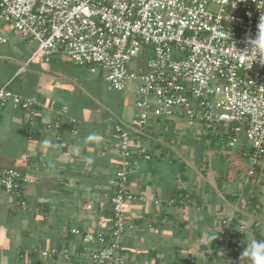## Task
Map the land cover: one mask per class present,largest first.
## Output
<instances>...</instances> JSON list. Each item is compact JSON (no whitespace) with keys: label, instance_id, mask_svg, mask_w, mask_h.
Listing matches in <instances>:
<instances>
[{"label":"crops","instance_id":"1","mask_svg":"<svg viewBox=\"0 0 264 264\" xmlns=\"http://www.w3.org/2000/svg\"><path fill=\"white\" fill-rule=\"evenodd\" d=\"M0 38L7 40L0 44L9 42L0 47V88L7 84L35 101L32 138L25 134L23 110L12 103L0 110L3 166L23 174L18 200L0 189V264H73L60 253L41 256L53 249H66L76 264H92L81 252L80 233L71 230L110 227L108 179L120 161L113 127L134 125L135 85L110 100L97 69L37 52L9 26L0 28ZM182 121L158 117L156 128L148 124L134 134L143 153L132 147L128 189L145 199L124 205L121 254L127 264H256L226 245L230 239L245 249L264 243L263 176H247L241 147L213 142ZM226 218L245 229L229 236L221 225ZM216 235L217 249L208 251Z\"/></svg>","mask_w":264,"mask_h":264},{"label":"built area","instance_id":"2","mask_svg":"<svg viewBox=\"0 0 264 264\" xmlns=\"http://www.w3.org/2000/svg\"><path fill=\"white\" fill-rule=\"evenodd\" d=\"M0 18L37 41V52L101 68L109 89L135 85L134 125L113 127L120 161L108 179L110 227L71 230L80 233L82 253L92 264H127L120 252L127 227L124 205L145 199L128 189L132 147L143 153L134 134L142 133L151 117L182 118L229 148L241 147L247 176L259 172L264 180V55L251 45L258 34L264 46V0H0ZM34 102L7 84L0 88V110L8 103L23 110L28 138L33 137ZM22 179L14 166H0V189L17 200ZM221 225L229 236L245 229L231 218ZM58 253L71 258L66 249L44 250L41 256Z\"/></svg>","mask_w":264,"mask_h":264},{"label":"clouds","instance_id":"3","mask_svg":"<svg viewBox=\"0 0 264 264\" xmlns=\"http://www.w3.org/2000/svg\"><path fill=\"white\" fill-rule=\"evenodd\" d=\"M252 47H255L256 53L264 55V46H262V41L260 36L257 34L256 38L251 41ZM250 256L255 258L256 264H264V243L260 241H253L246 249Z\"/></svg>","mask_w":264,"mask_h":264},{"label":"rangeland","instance_id":"4","mask_svg":"<svg viewBox=\"0 0 264 264\" xmlns=\"http://www.w3.org/2000/svg\"><path fill=\"white\" fill-rule=\"evenodd\" d=\"M7 27L8 26V24L6 23V22H4L1 18H0V28H2V27ZM16 33H17V31H15ZM26 39H28V41H31V43L29 44L28 43V45L30 46V47H38V43H37V41H35V40H33V39H31L30 37H26ZM7 41V40H6ZM9 43V42H8ZM8 43L7 44H0V47H2V45H8ZM6 60H3V62H5ZM78 66H80V65H78ZM83 67H85V68H88V69H90L89 67H92V66H83ZM92 68H95V69H97L98 70V72H99V75H100V78L101 79H103V81H104V83H105V86H106V88H107V84H106V82H105V79H104V77H105V71H103L101 68H96V67H92ZM132 85H133V83L130 85V89H132L131 87H132ZM108 89V88H107ZM108 92L110 93V96L109 95H107L108 97H110V100H113V98L112 97H114V95L116 94V93H119L117 90H109L108 89ZM1 112V111H0ZM152 120L155 122L156 121V117H151V121H150V123H148V124H151V125H153V127L154 128H156L155 127V124L154 123H152ZM184 121V120H183ZM182 121V122H183ZM185 123V122H184ZM147 124V125H148ZM147 125L146 126H144L143 128H148L147 127ZM158 128H159V126H157ZM25 128V127H24ZM161 128V127H160ZM4 151H5V149H4ZM1 154H3V150L1 149V147H0V164H1V166H3V165H5L7 162H6V160H4L3 158H2V156H1Z\"/></svg>","mask_w":264,"mask_h":264},{"label":"trees","instance_id":"5","mask_svg":"<svg viewBox=\"0 0 264 264\" xmlns=\"http://www.w3.org/2000/svg\"><path fill=\"white\" fill-rule=\"evenodd\" d=\"M210 137L212 138L213 142H219L220 143V141L217 138L212 137V136H210ZM252 225H254V224H252ZM217 246H218V242L215 240L214 237H212V240H211V242L208 245V248H209L208 251H210L211 248L213 250H216L217 249ZM226 246L228 247L229 251L231 253H233L236 257L237 256H240V255H246V256L249 255L248 251L245 249V247L243 246V244H241L237 240H231V239L228 240V245H226ZM81 252H83V251L81 250ZM84 254H86V252ZM67 261H70L73 264H76V262H75V260H74L73 257H71Z\"/></svg>","mask_w":264,"mask_h":264}]
</instances>
